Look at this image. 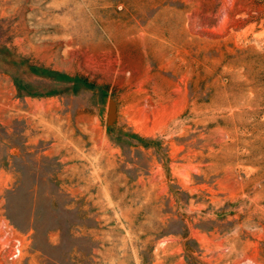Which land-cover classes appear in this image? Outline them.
Returning <instances> with one entry per match:
<instances>
[{"label":"rangeland","instance_id":"374dc122","mask_svg":"<svg viewBox=\"0 0 264 264\" xmlns=\"http://www.w3.org/2000/svg\"><path fill=\"white\" fill-rule=\"evenodd\" d=\"M0 264H264V0H0Z\"/></svg>","mask_w":264,"mask_h":264},{"label":"built area","instance_id":"2783aa9c","mask_svg":"<svg viewBox=\"0 0 264 264\" xmlns=\"http://www.w3.org/2000/svg\"><path fill=\"white\" fill-rule=\"evenodd\" d=\"M22 254V242L19 238H16L14 241L13 253L11 259H17Z\"/></svg>","mask_w":264,"mask_h":264},{"label":"water","instance_id":"95a60500","mask_svg":"<svg viewBox=\"0 0 264 264\" xmlns=\"http://www.w3.org/2000/svg\"><path fill=\"white\" fill-rule=\"evenodd\" d=\"M115 112H116V104L114 101H111L108 108V124H112L115 118Z\"/></svg>","mask_w":264,"mask_h":264}]
</instances>
